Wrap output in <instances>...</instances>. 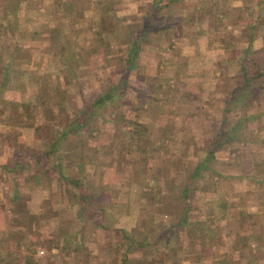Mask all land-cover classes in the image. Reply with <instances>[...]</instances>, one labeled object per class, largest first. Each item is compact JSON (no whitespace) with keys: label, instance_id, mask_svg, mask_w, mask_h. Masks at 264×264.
Listing matches in <instances>:
<instances>
[{"label":"rangeland","instance_id":"1","mask_svg":"<svg viewBox=\"0 0 264 264\" xmlns=\"http://www.w3.org/2000/svg\"><path fill=\"white\" fill-rule=\"evenodd\" d=\"M114 1L130 29L150 16L152 0ZM51 9L36 11L25 28L18 25L14 71L8 68L1 85L2 264H22L25 234H37L33 252L47 264H264V212L250 218L239 212L240 205L251 211L257 204L244 193L264 189V166L245 176L250 150L259 145L264 152V87L256 80L238 87L239 58L249 72L264 65V0L164 4L154 22L161 29L143 36L127 84L97 105L69 141L59 135L74 113L119 84L127 67L111 34L93 37L83 29L84 11L63 19L60 9ZM61 34L80 43L73 44L76 60L63 61ZM8 38H0V48ZM26 51L38 61L27 63ZM3 52L2 58L9 54ZM225 93L231 94L227 103ZM71 144L74 165H68ZM210 148L214 153L200 167L186 206L170 182L181 183ZM58 164L84 180L91 204L81 208L75 193L69 202L68 185L57 181ZM211 177L228 190L225 211L213 207L220 198L207 186ZM198 225L220 232L211 248ZM253 231L258 240H248Z\"/></svg>","mask_w":264,"mask_h":264},{"label":"trees","instance_id":"2","mask_svg":"<svg viewBox=\"0 0 264 264\" xmlns=\"http://www.w3.org/2000/svg\"><path fill=\"white\" fill-rule=\"evenodd\" d=\"M172 1H174V0H165L164 2H162V0H152L151 7H150L151 13H150V16H148L149 18H147V16L144 17V19H142V22L139 23L138 26L134 27L135 29H130L129 26L126 25V22H124L122 20L123 16H120L118 14L117 5L115 4L114 0H3V1H0V38L2 36L9 37L8 42H7V46L5 48H0V59L4 58V60H3L4 64L1 65V67L3 68V71H2L3 72L2 73L3 78H1L0 81L2 79L3 80L0 82V91H1V85H5L4 79L6 76V72L8 71V68H9L10 74H12L14 71L13 69H11V65H12L13 61H15V58L18 54V51L13 53V48L15 46L16 47L19 46L18 40L20 38V36H15L14 33H15V30L17 31V29H18L17 27H18V25H20V23L24 22V28H25L28 26L29 20L33 17V14H35L36 11H40V10L46 11V9L50 10V8L60 9L61 17L63 19H65V17L70 19V16H72V14H71L72 12H78V10H80V12L84 11L83 15L85 17H83V19H85V18L86 19H85V23H83L84 26H82L83 29H89V31L91 30V34L93 37L97 36L100 38L101 35L107 36L108 34H111V36H113L114 41H115L114 44L112 45V47H116V49H118V48L120 49V53L124 59V63H125L124 65L127 68H125L123 70V72H121L119 84H113V85L109 86L106 90H104L105 91L104 93H102L100 96L94 98V100L92 102L85 103L80 109H78V111H76L74 113L73 118L68 122V124H66L64 126L65 128H63V130L61 131V134L59 135V139L60 138L65 139L68 136V141H69L70 137L73 136L74 133H76V131L80 130L81 128H83L85 125L88 124L91 116H93L94 113H96L95 108L97 105H100V104L102 105L105 102H107L106 100L112 99L113 95L115 93V89L120 88L121 86L127 84V73L129 71L128 65L129 64L131 65V64H133V62H135V57L138 56L139 46L141 44V40L143 39V36L146 35L149 31L161 29V25L160 26L154 25L155 16L160 11V8L164 4L165 5L169 4ZM52 11L55 13L54 10H52ZM53 12H50V13L54 14ZM64 24H66V22L65 23L63 22V24L61 23L62 26H64ZM92 24H95L96 26H94L92 28L91 27ZM230 26L231 25H229V26L226 25L225 27L231 29ZM83 29L80 28L79 33H81V34L84 33ZM202 30L205 31V29H203V28H202ZM30 31H32V30H30ZM62 38H65V37L63 36ZM252 38L253 37L251 36L250 39L248 40V43L246 44V48H245L246 50L245 51L249 50V48L251 47ZM64 40H65V43L62 46V48H60L61 49V55L64 57L63 61H67V60L69 61L71 58L76 60V55H77L76 52L77 51L74 49L75 46L73 44L77 43V45H79L80 43L77 42V40L74 38H70V39L65 38ZM121 41L123 42V46L121 45ZM59 43L61 44V39H59ZM81 43H84V40ZM3 50H7V52L9 54L6 57L2 58L1 57L2 53L5 52V51L3 52ZM245 51H244V53H245ZM35 54L33 52L32 56H30V53L26 51V55H28V57L26 58V62L29 64L31 62L36 63L39 59V55L37 54V57H34ZM19 60H20V57L18 58V62H19ZM238 62L240 64V68L242 71V78H243L242 82H241L242 83L241 86L239 84L238 87L241 88L243 85H247L249 82H251V80H256L259 82V86H257V87L260 89L263 88L264 87V78L263 79H260V78L264 77V65L259 67V68L253 67V70H251L249 72L248 70H246L247 66H246L245 62H243V60H241V58L238 59ZM244 89L243 90L245 92L250 91V89L248 90V88H247V90H246V88H244ZM225 96H226V98L224 100V103H227L228 98L231 96V94L225 93ZM30 104L31 103H29L28 105H30ZM27 107L29 108V106H27V104H25L24 113L29 114V112L27 111L28 109H26ZM225 110H227L226 104H225ZM222 118L224 120V118H225L224 115ZM54 144H55V141L51 143L52 146H54ZM212 146H214V148H215L216 143L212 144ZM254 146H255V148L250 150L252 152V154H251L252 157L250 158V161L248 162L249 163V170L248 171H251V172L246 171L248 173H245V176H248L251 174L254 175L255 174L254 173L255 167L264 166V152H263L262 148L259 147V145H254ZM241 147H244V146H241ZM74 148L75 147L72 144H71V147H68V159H69L68 165L69 164L74 165L77 163L75 161V159L78 155L73 154ZM214 148H210L206 157L199 160V162H197L195 165H191V167L189 168L190 169L189 174L184 179H182L181 183L178 182L177 184H175L174 181L170 182V189L173 187H176V186L180 187V190L177 194V197L180 200H182L186 206H187L188 199H189L187 193L191 190H194L195 186H192L194 184L193 183L194 180L197 178L198 175L201 177L200 167H206V165H208L207 161L210 160L212 154L214 153ZM57 150L61 151V152H59V154H62L61 146L57 147ZM257 150L261 151L259 155H256ZM50 151H53V149H51ZM19 158H21V157H19ZM54 165H52V167H54ZM58 167H59L58 168L59 174H58L57 181L62 179V181L68 185V200H69V202L71 203L70 198L72 199L73 194L75 193V197L77 198L78 203H80L81 208L85 207L87 204H91L90 203L91 202L90 195L87 193L89 190V187L85 184L84 180H82V178L80 176L78 177L77 175L71 174L70 172H68V175H67L63 171L60 164H58ZM77 168L79 169V165H77ZM136 173H138V172L136 171ZM213 175H215V173ZM256 175H259V174L256 173ZM155 180L157 182H160L159 178L158 179L156 178ZM218 182H219L218 180L211 177V182H209L210 185L207 184V186L210 189H212L213 191L217 192L218 196H219L218 198H220L219 199L220 201L218 203H216L215 205H213V207L219 208V209H222L223 211H225L226 207H227V203H228V198H229L226 194V193H228V190H223V191L220 190L221 186L218 184ZM72 188H74V190ZM204 188H207V187L205 186ZM220 191H222V192H220ZM252 191L253 190H250L249 192L252 193ZM15 194H16V192H14V195H13L14 197H15ZM260 197L264 198V196H262L261 194H260ZM261 200H263V199H261ZM239 207H241L239 210L240 213H242L243 215H245L247 217L249 216L248 218L251 217L250 216L251 211L244 209L242 207V205H240ZM81 211H82V209H80V213H81ZM183 215H185V213ZM220 216L222 217V215H220ZM180 218H178L179 222L181 221ZM216 218L218 219V216H216ZM114 221H115V218H114ZM110 222H113V219L110 220ZM179 222H178L177 227H179L181 225ZM183 225L184 224H182V226ZM200 227L201 226L198 225V228H199L198 230L200 232H202V237L207 240V244H209L208 247L211 248L212 243H211L210 239L212 241H214L213 242L214 244L217 243V240H219V237H220L219 236L220 232L215 231V230L204 231V230H202V228L200 229ZM125 231L126 230H124V232ZM23 237L26 240L27 245H26V248L24 250L25 252L23 254V257H22V264H47L45 256H43L42 258H37L34 255L33 249L38 242L37 234L34 235L35 238L28 237L26 234ZM258 238H259L258 234H256L254 231L250 232L248 234V240H250V239L251 240H258ZM258 243H262V240H260ZM54 245L53 246L50 245V247H57V245H55V246ZM209 251L213 252L214 250L210 249ZM5 260H7L6 251L1 250L0 251V264H2L3 261H5ZM48 264H50V263H48ZM51 264H53V263H51Z\"/></svg>","mask_w":264,"mask_h":264},{"label":"crops","instance_id":"3","mask_svg":"<svg viewBox=\"0 0 264 264\" xmlns=\"http://www.w3.org/2000/svg\"><path fill=\"white\" fill-rule=\"evenodd\" d=\"M253 191H254V190H253ZM253 191H252V193H253ZM244 194H246L247 197L254 198V199H252L251 202H256V203H257L256 206H255V205L252 206V210H251V215H250V216H252V217H253V216H254V217L261 216V215H262V212H264V198L260 197V194H261L262 196H264V189H263L260 193L256 192V193L253 194V195L248 194V192H246V193H244ZM261 199H263V200H261ZM263 216H264V214H263ZM248 217H249V216H248ZM261 217H262V216H261ZM263 218H264V217L260 218L261 221H260V219H258V218H256V219H257L258 221H260L261 223H264V222H263ZM254 226H255V225H254Z\"/></svg>","mask_w":264,"mask_h":264},{"label":"built area","instance_id":"4","mask_svg":"<svg viewBox=\"0 0 264 264\" xmlns=\"http://www.w3.org/2000/svg\"><path fill=\"white\" fill-rule=\"evenodd\" d=\"M43 250H38V253H42Z\"/></svg>","mask_w":264,"mask_h":264}]
</instances>
